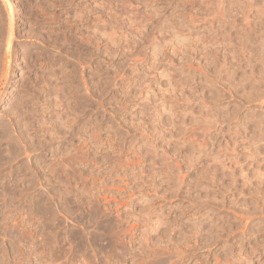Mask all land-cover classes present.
Returning a JSON list of instances; mask_svg holds the SVG:
<instances>
[{
	"label": "rangeland",
	"instance_id": "1",
	"mask_svg": "<svg viewBox=\"0 0 264 264\" xmlns=\"http://www.w3.org/2000/svg\"><path fill=\"white\" fill-rule=\"evenodd\" d=\"M0 264H264V0H0Z\"/></svg>",
	"mask_w": 264,
	"mask_h": 264
},
{
	"label": "bare ground",
	"instance_id": "2",
	"mask_svg": "<svg viewBox=\"0 0 264 264\" xmlns=\"http://www.w3.org/2000/svg\"><path fill=\"white\" fill-rule=\"evenodd\" d=\"M10 11V10H9Z\"/></svg>",
	"mask_w": 264,
	"mask_h": 264
}]
</instances>
